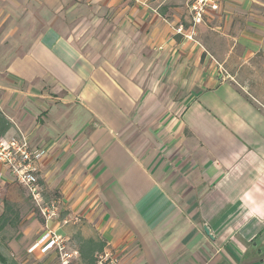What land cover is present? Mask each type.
<instances>
[{
  "label": "crops",
  "instance_id": "crops-1",
  "mask_svg": "<svg viewBox=\"0 0 264 264\" xmlns=\"http://www.w3.org/2000/svg\"><path fill=\"white\" fill-rule=\"evenodd\" d=\"M189 3L0 0L6 134L44 151L74 264L79 239L117 264H264V0H220L195 27ZM33 217L23 264H58L29 252Z\"/></svg>",
  "mask_w": 264,
  "mask_h": 264
},
{
  "label": "built area",
  "instance_id": "built-area-1",
  "mask_svg": "<svg viewBox=\"0 0 264 264\" xmlns=\"http://www.w3.org/2000/svg\"><path fill=\"white\" fill-rule=\"evenodd\" d=\"M149 0H143V3ZM220 0H190L188 10L191 26L195 27L203 21L207 10L216 11ZM181 33L182 29L177 28ZM191 38L190 36H188ZM44 151L33 148L26 134L17 130L12 134L0 137V181L6 176L25 192L31 203L39 211L45 229L38 240L29 248V252L37 249L41 253L55 250L60 255L59 264H72L73 255L66 252L61 238L50 229L49 224L57 216L58 201H46L39 178V163ZM117 257L110 251H103L96 257L95 264H117Z\"/></svg>",
  "mask_w": 264,
  "mask_h": 264
},
{
  "label": "rangeland",
  "instance_id": "rangeland-1",
  "mask_svg": "<svg viewBox=\"0 0 264 264\" xmlns=\"http://www.w3.org/2000/svg\"><path fill=\"white\" fill-rule=\"evenodd\" d=\"M4 201H8L14 205L16 210L19 211V221L14 227H7L0 233V253L5 256L9 261L14 260L18 264L24 263V254L26 253L28 242L34 236H23L24 225L30 223L27 218L30 214H34V219L40 217L39 211L31 203L25 192L15 182L11 184H4L0 182V213L3 210ZM35 244V243H34ZM33 244V245H34ZM55 260L60 262V255L56 251ZM72 264H74L72 262Z\"/></svg>",
  "mask_w": 264,
  "mask_h": 264
},
{
  "label": "trees",
  "instance_id": "trees-1",
  "mask_svg": "<svg viewBox=\"0 0 264 264\" xmlns=\"http://www.w3.org/2000/svg\"><path fill=\"white\" fill-rule=\"evenodd\" d=\"M11 128V123L0 111V137H3ZM19 211L13 204L4 201L3 210L0 213V233L7 227H14L19 221ZM104 244L92 239H79V257L82 264H95L96 257L103 251ZM0 264H18L14 260L9 261L0 253Z\"/></svg>",
  "mask_w": 264,
  "mask_h": 264
},
{
  "label": "water",
  "instance_id": "water-1",
  "mask_svg": "<svg viewBox=\"0 0 264 264\" xmlns=\"http://www.w3.org/2000/svg\"><path fill=\"white\" fill-rule=\"evenodd\" d=\"M203 230H204L205 234H206V235H208V236L210 237V235H209V233H208V230H207V228H206V227H204V228H203Z\"/></svg>",
  "mask_w": 264,
  "mask_h": 264
}]
</instances>
